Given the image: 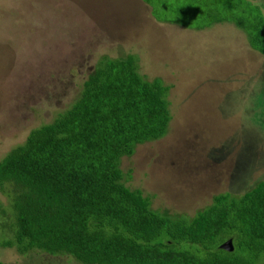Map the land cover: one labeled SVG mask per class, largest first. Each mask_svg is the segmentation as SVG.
<instances>
[{
  "label": "rangeland",
  "instance_id": "374dc122",
  "mask_svg": "<svg viewBox=\"0 0 264 264\" xmlns=\"http://www.w3.org/2000/svg\"><path fill=\"white\" fill-rule=\"evenodd\" d=\"M154 1L158 15L167 4L180 11L179 0ZM252 1L264 16V0ZM129 54L146 79L171 86L172 115L165 137L121 162L132 189L154 209L192 216L215 195L264 181V133L255 128L264 57L231 23L201 31L159 23L138 0H0V160L74 101L100 57ZM0 205L7 210L1 192ZM7 219L0 211V242L10 237ZM0 264L73 263L0 247Z\"/></svg>",
  "mask_w": 264,
  "mask_h": 264
},
{
  "label": "trees",
  "instance_id": "16d2710c",
  "mask_svg": "<svg viewBox=\"0 0 264 264\" xmlns=\"http://www.w3.org/2000/svg\"><path fill=\"white\" fill-rule=\"evenodd\" d=\"M143 1L159 23L200 31L231 23L264 57L263 5L179 0L180 11L167 4L158 15L154 0ZM170 90L141 74L135 54L100 57L74 101L0 160L10 231L0 247L73 264H264V181L215 195L192 216L154 209L150 195L128 185L132 170L121 162L166 136ZM257 99L263 134L264 91ZM228 240L232 251L220 247Z\"/></svg>",
  "mask_w": 264,
  "mask_h": 264
},
{
  "label": "water",
  "instance_id": "95a60500",
  "mask_svg": "<svg viewBox=\"0 0 264 264\" xmlns=\"http://www.w3.org/2000/svg\"><path fill=\"white\" fill-rule=\"evenodd\" d=\"M220 247H221V249H223L225 251H232V242H231V240L226 241Z\"/></svg>",
  "mask_w": 264,
  "mask_h": 264
},
{
  "label": "crops",
  "instance_id": "0c3cea01",
  "mask_svg": "<svg viewBox=\"0 0 264 264\" xmlns=\"http://www.w3.org/2000/svg\"><path fill=\"white\" fill-rule=\"evenodd\" d=\"M136 2V1H135ZM138 2L140 3V6H150L149 4H147V2H144L143 0H138ZM137 4V3H136Z\"/></svg>",
  "mask_w": 264,
  "mask_h": 264
}]
</instances>
